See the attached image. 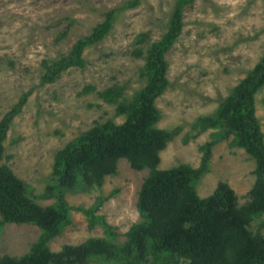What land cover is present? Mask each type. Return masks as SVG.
<instances>
[{"label": "rangeland", "instance_id": "obj_1", "mask_svg": "<svg viewBox=\"0 0 264 264\" xmlns=\"http://www.w3.org/2000/svg\"><path fill=\"white\" fill-rule=\"evenodd\" d=\"M129 1L0 0V121L24 99L7 132L6 157L0 165H10L42 205L55 201L48 186L57 152L97 123L109 119L123 123L126 114L119 111V104L147 83L146 49L168 30L175 0H139L136 6H125ZM115 7L112 30L85 48V64L69 66L55 80H45L48 65L67 56L77 40L89 35ZM183 21L181 34L166 52L169 85L155 101L161 111L157 126L175 132L161 152L159 167L188 163L200 168L207 144L214 142L195 189L207 197L227 182L242 205L251 198L256 158L233 144L232 135L217 140L216 130L204 127L199 119L212 114L263 57L264 0H194L185 6ZM140 49L145 51L139 54ZM110 87L121 89L113 102L100 94ZM254 106L264 135V84L254 93ZM148 174V169L135 170L121 158L118 172L107 175L102 185L68 190L72 220L49 241L50 249L57 252L67 244L100 238L117 250L131 225L141 221L138 193ZM88 208L113 227V238L100 223L90 226L84 210ZM263 221L264 215L252 222L251 229L256 231ZM40 235L36 224H4L0 255L21 256ZM108 255L112 256L89 255L78 264H121L119 254ZM146 259L136 264H169L153 254Z\"/></svg>", "mask_w": 264, "mask_h": 264}, {"label": "trees", "instance_id": "obj_2", "mask_svg": "<svg viewBox=\"0 0 264 264\" xmlns=\"http://www.w3.org/2000/svg\"><path fill=\"white\" fill-rule=\"evenodd\" d=\"M138 2L132 0L125 6H136ZM193 2L175 0L168 30L147 47L143 70L147 83L118 106L126 120L120 124L112 119L97 123L57 152L48 186L54 203H38L10 165H0V229L7 223L36 224L41 229L30 251L21 256L0 255V264H78L98 253L107 255L105 258L117 253L121 264L146 261L149 254L168 259L169 264H264V221L256 231L251 229L252 222L264 215V135L254 106V93L264 84V55L212 114L199 119L204 127L216 130L217 140L232 135L233 144L245 147L256 158L251 198L240 205L238 195L227 182H221L210 196H199L195 188L209 165V150L214 142L207 144L200 168L188 163L159 167L161 152L175 132L157 126L161 111L155 101L169 85L166 52L182 32L185 6ZM117 11L115 7L105 12L104 20L89 35L80 37L67 56L48 65L45 80H55L69 66L84 65L85 48L106 37ZM144 51L140 49L139 54ZM100 94L113 102L121 89L110 87ZM20 103L0 121V161L6 157L4 141ZM121 158H126L135 170H149L138 193L141 221L131 225L126 241L116 244L117 250L106 239L98 238L79 245L67 244L53 252L49 241L72 220L66 192L82 185H102L107 175L118 172ZM84 210L91 227L100 223L114 237L113 227L96 217L94 208Z\"/></svg>", "mask_w": 264, "mask_h": 264}]
</instances>
